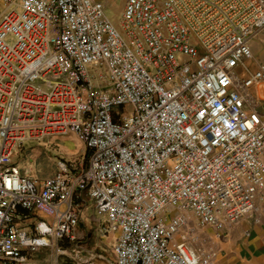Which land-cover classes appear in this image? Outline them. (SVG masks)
Listing matches in <instances>:
<instances>
[{
  "label": "built area",
  "instance_id": "obj_1",
  "mask_svg": "<svg viewBox=\"0 0 264 264\" xmlns=\"http://www.w3.org/2000/svg\"><path fill=\"white\" fill-rule=\"evenodd\" d=\"M0 1V264H38L42 247L51 264L79 259L62 249L76 192L106 215L115 264H215L206 237H178L190 217L220 237L259 210L264 61L246 63L264 0H125L122 31L95 0ZM66 135L85 169L60 160L41 181L15 164L25 143Z\"/></svg>",
  "mask_w": 264,
  "mask_h": 264
},
{
  "label": "crops",
  "instance_id": "obj_2",
  "mask_svg": "<svg viewBox=\"0 0 264 264\" xmlns=\"http://www.w3.org/2000/svg\"><path fill=\"white\" fill-rule=\"evenodd\" d=\"M95 1L102 3L104 12L106 14V7L108 5L107 0ZM124 3L125 0H123L122 11L124 9ZM2 9L3 3L0 1V13ZM261 90L264 91V85L258 87V91L260 93ZM262 100H264V96L258 100L259 105V102H261ZM259 105L257 106L260 108V111L264 113V105ZM58 138L60 141L58 142L59 146L66 149L67 151H74L66 147L65 140H67L66 142H69L71 140L72 142H75V140L78 141L75 136L66 135V137L62 136ZM51 140L53 141L55 140V138ZM80 158L81 159L79 160L82 164L85 158L83 159V156H80ZM70 159L72 160L71 157ZM70 159L61 157V160L65 161H70ZM38 180L43 181L44 179L38 178ZM74 200L80 216L79 224L75 230L74 242L72 244L63 242L62 249H77L78 251H73V253L75 254V252H77V255H79L80 258L76 259L71 256H65V252H62L61 256L59 257V262L61 264H100L102 262L104 264H115V257L113 253L115 235L106 234L102 236L99 232L100 225H103L107 222L106 215L97 210L94 202L89 197H87L84 192H76ZM258 207L259 210L257 212H253L237 222L227 224L224 228V232L220 237L217 236L213 231H211V229L205 231L208 232L207 243L213 248L214 251L215 264H264V191L260 193ZM90 209H94L95 211V215L93 216V218H91V215L89 214ZM33 213H35L34 215L36 217H40L42 219L50 221V218H45L44 216L39 214L40 212H38L37 210ZM30 220H32V216ZM30 220H28L27 223ZM190 220H193V218L190 217ZM192 222L193 224L195 223L194 220ZM80 227L83 229L80 230ZM93 229L95 230L94 233L97 234L98 238H107L108 245H106V247H110L109 250L112 254V260L110 261L111 263L105 257L104 251L102 250L101 246H98V248L103 252L98 251L94 253L92 250L88 249V240L86 238V234L88 231ZM201 234L204 233L201 232ZM180 236L182 235L180 234L179 237ZM50 253L51 249L49 247H42L39 248V250L33 255L32 259L38 264H51ZM66 254H68L67 251Z\"/></svg>",
  "mask_w": 264,
  "mask_h": 264
},
{
  "label": "rangeland",
  "instance_id": "obj_3",
  "mask_svg": "<svg viewBox=\"0 0 264 264\" xmlns=\"http://www.w3.org/2000/svg\"><path fill=\"white\" fill-rule=\"evenodd\" d=\"M108 5L106 7V14L107 17L110 19L111 23L120 31L121 30V14H122V7H123V0H107ZM253 55L254 58L252 60H249L246 65L249 67L251 71H253L256 68V62L257 61H264V41L256 42L253 44ZM95 68H93L94 70ZM97 71L101 73L103 76L107 75V69L105 65L97 67ZM244 76V75H241ZM251 93L253 96L257 99V105L258 100L264 96V91L261 90V93L258 91V87H254L251 90ZM260 105H264V100L259 102ZM264 107V106H263ZM66 137V136H65ZM64 139V138H63ZM65 145L70 150L74 151H67L66 149L59 146L58 142L59 138H56L55 140H49L45 143H25L19 151L16 153V156L14 158L15 164L19 167V169H29L31 175L36 176L41 179H46L49 177H52L55 175L58 171V162L61 160V157H64L66 159H70V161L79 160L81 159L80 156L84 154V150L82 145L75 140V142L72 140L69 142H66ZM51 142V143H50ZM79 144H77V143ZM75 157V158H74ZM86 158L80 163V160L77 161L80 163L78 164L79 169H85L86 167ZM39 214L44 216L45 218H50L49 212L40 209L37 207L36 209ZM89 214L91 215V218L95 215L94 209H90ZM98 217V216H96ZM193 220H190L188 225L184 228L182 231L180 237L178 239H191L194 238L195 241L198 243L202 240L207 239L208 232H203L195 227V225L192 222ZM82 227V226H81ZM80 227V230L83 228ZM94 229L87 232V240H88V249L92 250L94 253L101 251H104L105 257L110 262L112 260V254L110 253V247H106L108 245L107 238H98L97 234L94 233ZM203 232L204 234H201ZM206 237V239L204 238ZM207 241V240H206ZM98 246H101L102 250H99ZM99 262V261H98ZM111 263V262H110ZM100 264H104L103 262Z\"/></svg>",
  "mask_w": 264,
  "mask_h": 264
}]
</instances>
